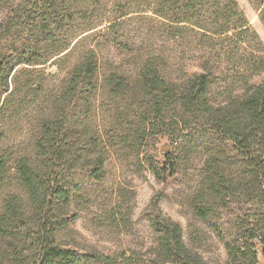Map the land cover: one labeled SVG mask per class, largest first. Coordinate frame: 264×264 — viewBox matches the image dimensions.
Wrapping results in <instances>:
<instances>
[{
	"label": "trees",
	"instance_id": "1",
	"mask_svg": "<svg viewBox=\"0 0 264 264\" xmlns=\"http://www.w3.org/2000/svg\"><path fill=\"white\" fill-rule=\"evenodd\" d=\"M100 1L17 0L0 21V127L14 99L31 95L30 80H21V74L43 75L38 66L77 52L55 94L43 97L48 103L36 115L28 150L14 158L0 143V181L12 174L24 193L7 194L0 212V236L15 244L12 264L76 263L56 237L72 189L63 176L74 163L73 124L90 116L98 93L145 101L157 124L183 125L191 118L233 145L250 169L256 208L240 219L234 239L225 245V264H259L254 241L264 248V79L255 78L264 74V47L257 34L235 0H112L124 16L158 19L163 36L181 53L195 51L197 71L178 80L164 76L160 56H146L136 79L128 80L117 72H100L95 48L83 45L90 35L80 37L91 29L79 21H87ZM248 1L264 27V0ZM73 29L78 33L71 35ZM75 37L80 38L72 44ZM40 87L34 86L33 95ZM145 110L136 112L138 121L145 120ZM166 110L173 114L167 116ZM97 157L100 166L101 154ZM96 168L89 172L95 178ZM153 225L157 250L150 264H202L183 241L179 222L155 214ZM94 259L114 264L106 255Z\"/></svg>",
	"mask_w": 264,
	"mask_h": 264
},
{
	"label": "rangeland",
	"instance_id": "2",
	"mask_svg": "<svg viewBox=\"0 0 264 264\" xmlns=\"http://www.w3.org/2000/svg\"><path fill=\"white\" fill-rule=\"evenodd\" d=\"M16 1L0 0V21ZM235 1L264 47L258 13L248 0ZM112 2L101 0L87 21H79L91 29L80 37L90 35L83 45L95 48L100 72L135 80L146 56H160L162 73L170 80L197 71L195 51L181 53L163 36L158 19L146 20L134 13L124 16L123 7ZM76 56L74 52L64 60L53 58L38 66L45 77L21 74V80H30L31 95L16 97L2 119L0 143L7 155L15 158L28 150L36 115L48 103L43 97L55 94ZM260 79L264 74L255 78ZM35 85L41 87L33 95ZM139 108L146 109L145 120L135 118ZM152 116L145 101L98 93L90 116L73 124L74 163L69 176H63L71 184V196L60 211L65 224L56 237L76 256L75 264H105L94 259L99 255L109 256L114 264H150L157 250L155 214L180 223L183 241L202 264H225V245L234 239L240 219L256 208L250 169L230 142L191 118L183 125H172L168 120L157 124ZM165 145L169 148L163 151ZM92 168L98 177L89 175ZM11 193L24 197L12 174L0 181V212L4 197ZM13 242L0 236V264H12ZM254 244L259 264H264V248L257 241Z\"/></svg>",
	"mask_w": 264,
	"mask_h": 264
},
{
	"label": "water",
	"instance_id": "3",
	"mask_svg": "<svg viewBox=\"0 0 264 264\" xmlns=\"http://www.w3.org/2000/svg\"><path fill=\"white\" fill-rule=\"evenodd\" d=\"M169 147L167 145L161 147V149L164 151V150H167Z\"/></svg>",
	"mask_w": 264,
	"mask_h": 264
}]
</instances>
